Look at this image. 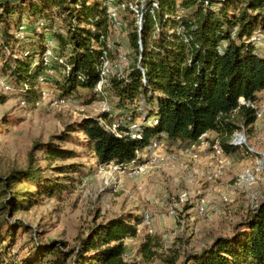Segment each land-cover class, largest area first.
Instances as JSON below:
<instances>
[{"label":"trees","instance_id":"1","mask_svg":"<svg viewBox=\"0 0 264 264\" xmlns=\"http://www.w3.org/2000/svg\"><path fill=\"white\" fill-rule=\"evenodd\" d=\"M154 1L157 8L152 7ZM117 3L125 4L120 15L125 27L131 28L127 47L115 40L116 31L121 29L110 19L108 0H0V51L7 57L9 71L0 70V76L14 88L11 94H19L28 105L36 106L40 98L37 78L45 68L48 37L55 42L56 54L66 62L57 87L68 97H74L78 88L89 89L97 97L94 88L101 78L99 65L105 51L115 58L124 47L131 57L126 75L114 74L106 84L113 91L117 115L125 114L117 121V132L100 123L101 115L113 124L110 113L84 118L79 125L101 166L131 163L137 151L147 148L162 133L168 144L179 142L186 147L211 132L226 137L221 143L228 152H238L239 147L228 143L229 137L242 125L250 127L257 121L256 109L241 103V98L259 101L258 94L264 90V48L250 41L253 34L264 35V0ZM142 3L144 17L139 33L134 7L139 9ZM22 25L25 28L20 37L17 34ZM135 103L143 111L125 109ZM137 119L141 120L140 127L131 128L130 121ZM47 147L55 158L72 154L55 145ZM40 181L33 166L1 177L0 211L18 210L29 196V191L15 195L11 185ZM51 190L54 194L55 188ZM9 216L0 220V230L7 225L9 234L6 244L8 237L0 238V264H128L125 239L137 236L138 225L143 222L133 214L114 216L78 236L71 248L59 239L45 242L35 237L34 252L19 259L11 254L12 240L26 225ZM150 244L149 239L144 241L141 251L154 257L157 253ZM190 262L264 264V200L249 210L231 233L217 236L207 247L189 254L182 264Z\"/></svg>","mask_w":264,"mask_h":264},{"label":"rangeland","instance_id":"2","mask_svg":"<svg viewBox=\"0 0 264 264\" xmlns=\"http://www.w3.org/2000/svg\"><path fill=\"white\" fill-rule=\"evenodd\" d=\"M130 29L124 27L116 31L117 44L129 45ZM260 48H264V44ZM6 60V55L0 51V70L9 73ZM113 96L107 86L100 97L89 89L78 88L63 107L51 103L32 106L23 105L19 94L0 89V178L30 166L37 168L41 176L40 183L11 185L9 189L13 193L29 191V196L18 210L0 211V220L9 213L10 220L26 225L12 240L13 257L18 255L20 259L33 253L35 237L45 242L59 239L71 248L77 244L78 236L87 234L96 223L121 214L137 215L144 220V215L148 214L151 223L141 222L137 236L125 239V260L128 264H171L169 260L174 259L173 264H182L189 254L207 247L217 236L231 233L246 219L249 210L264 200V184L235 185L236 177L248 160L264 161V152L258 151L264 148V140L254 125L244 129L256 152L248 154L246 149L240 148L235 153L237 163L216 183L207 179L208 169L213 165L209 150L201 149L200 157L193 158L184 152L185 147L179 142L168 144L162 151L175 153L179 156L177 161L151 164L138 177H131L127 171H116L110 165L101 166L79 125L84 118L101 114L98 105L102 98L112 106L113 122L122 120L125 114L117 115ZM263 101L264 96L259 102ZM137 104L125 109L143 111ZM135 121H130L131 126ZM218 138L226 140L223 136ZM48 145L72 151V154L55 158L48 152ZM216 187L227 192L232 201H220ZM53 188L55 191L51 194ZM183 193L189 197L184 204L179 201ZM199 198H204L208 206L203 216L196 213ZM7 228L5 225L0 230V238L8 237L5 244L9 242ZM148 239L152 251L157 253L154 257L141 251L142 243Z\"/></svg>","mask_w":264,"mask_h":264},{"label":"built area","instance_id":"3","mask_svg":"<svg viewBox=\"0 0 264 264\" xmlns=\"http://www.w3.org/2000/svg\"><path fill=\"white\" fill-rule=\"evenodd\" d=\"M143 2L145 0H142ZM109 3V16L115 28L123 29L125 23L122 20L120 11L124 8L125 4H118L117 0H108ZM153 8L158 7V2H153ZM137 16H138V26L139 33H141L142 21L144 17V5L142 3L141 7L138 9L137 6L134 7ZM25 25L21 26L18 36H23V29ZM250 41L253 42L257 47H260L264 44V35L261 33L253 34L250 38ZM55 42L52 38H47V47L43 55L44 70L38 75L37 82L40 90V98L37 100L36 105L42 103H51L53 106L63 107L70 102L68 96H62L57 87V80L60 78V75L65 71L62 69V66L66 64L65 59L56 54L53 47ZM110 49V47H109ZM112 49V48H111ZM115 58L109 54V50H106L102 62L99 65L100 70V80L96 84L94 91L96 92L97 97H100L104 94V88L109 81V78L118 74L124 77L125 68L130 63L131 57L128 54L126 48L121 47L117 52ZM70 67L67 65V71ZM0 89L5 92H11L14 90L12 85L7 83L2 76H0ZM99 100V99H98ZM23 105H28L26 100H21ZM241 103L246 104L249 107L256 109L257 120L263 118L264 116V101H245L244 98H241ZM99 108L101 113H110L112 115V106L106 98H102L99 101ZM100 123L105 126L107 129L117 132L119 124L114 122L113 124L107 123V121L100 115ZM140 121V119H139ZM141 122V121H140ZM140 122L135 121L131 128H139ZM154 123L157 124L158 121L155 119ZM245 126L242 125L241 128L237 129L228 139V143L232 146L239 147L241 149H246L248 154H253L255 149L249 143V137L246 134ZM135 136V134H134ZM168 142L166 140V135L162 133L160 137H157L152 141V143L145 149L137 151V157L129 164H109L116 171H127L131 177H138L139 175L145 173L151 164H156L163 161L165 165L168 162L173 160L177 161L179 156L175 153L164 154L163 149L167 148ZM203 150H209V156L213 162L212 167L208 169L207 179L211 183H216L221 179L225 173L234 167L237 163V157L235 153L228 152L222 145L218 134L211 132L204 133L198 141L192 142L184 148V152L190 155L193 158L200 157L199 153ZM262 154V153H261ZM258 159V158H257ZM250 159L248 160L241 168L240 173L236 177V186L241 187H251L256 184H264V161ZM107 166V165H106ZM216 191L219 194L220 201L222 202H231V196L225 192L221 187H216ZM189 200V197L186 193H183L179 197L181 203H185ZM259 204V203H258ZM257 204V205H258ZM256 205V206H257ZM208 210L207 202L204 198H199L196 204V213L199 216L205 215ZM174 214H177L175 209H172ZM143 223L149 225L151 223L150 216L148 214L144 215ZM126 244V242H125Z\"/></svg>","mask_w":264,"mask_h":264},{"label":"crops","instance_id":"4","mask_svg":"<svg viewBox=\"0 0 264 264\" xmlns=\"http://www.w3.org/2000/svg\"><path fill=\"white\" fill-rule=\"evenodd\" d=\"M258 96L260 97V99L264 96V90L263 91H261L259 94H258ZM254 127L256 128V129H258V131L262 134V137H263V140H264V117L263 118H261V119H258L255 123H254ZM264 150V148H262V151H260V150H258L259 152H264L263 151ZM205 162H207V161H205ZM238 194V192H235V194ZM236 196V195H235ZM238 198H239V196H238Z\"/></svg>","mask_w":264,"mask_h":264}]
</instances>
